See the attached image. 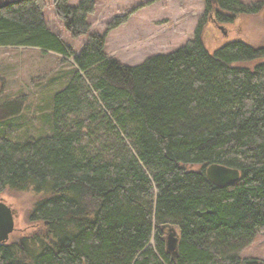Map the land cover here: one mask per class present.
<instances>
[{"label":"trees","instance_id":"16d2710c","mask_svg":"<svg viewBox=\"0 0 264 264\" xmlns=\"http://www.w3.org/2000/svg\"><path fill=\"white\" fill-rule=\"evenodd\" d=\"M46 2L0 0V47L72 58L35 135L4 122L20 97L0 102V196H39L30 228L0 243V264H264L240 255L264 232V47L203 41L210 13L264 14V1L205 0L190 39L133 66L104 51L106 32L89 31L94 0L52 2L65 30L85 37L77 50L48 27ZM211 164L238 179L212 183ZM163 226L176 231L175 256Z\"/></svg>","mask_w":264,"mask_h":264},{"label":"rangeland","instance_id":"374dc122","mask_svg":"<svg viewBox=\"0 0 264 264\" xmlns=\"http://www.w3.org/2000/svg\"><path fill=\"white\" fill-rule=\"evenodd\" d=\"M75 5L78 0H68ZM252 4L258 0H240ZM264 1V0H261ZM47 0L43 16L51 31L77 50L85 37H72ZM71 5V4H70ZM205 0H94V11L88 15L89 31L106 32L104 51L122 64L133 66L155 54H166L182 46L193 36L204 12ZM212 6L217 8L214 0ZM132 12V13H131ZM130 13L119 25L106 30L115 16ZM264 14L240 13L230 21L216 20L213 13L204 21L203 41L209 51L226 42L242 40L253 47H264ZM71 57L43 52L35 47H0V102L20 97L18 113L5 120L8 132L35 135L47 111L46 99L62 71L70 69ZM54 85L50 86V84ZM44 106V107H43ZM42 117V119H41ZM41 119V120H40ZM5 192L0 200L14 211L13 234L20 236L30 228L28 214L39 197L32 190ZM241 256L264 260V232L256 231Z\"/></svg>","mask_w":264,"mask_h":264},{"label":"water","instance_id":"95a60500","mask_svg":"<svg viewBox=\"0 0 264 264\" xmlns=\"http://www.w3.org/2000/svg\"><path fill=\"white\" fill-rule=\"evenodd\" d=\"M206 176L209 181L218 185L225 186L234 181L239 177V172L234 168H229L220 164H211L205 169ZM14 211L5 202L0 200V243H5L9 235L14 230ZM166 227L163 226L164 230ZM165 243L166 251L176 254V231L174 228L167 227L165 229Z\"/></svg>","mask_w":264,"mask_h":264},{"label":"crops","instance_id":"0c3cea01","mask_svg":"<svg viewBox=\"0 0 264 264\" xmlns=\"http://www.w3.org/2000/svg\"><path fill=\"white\" fill-rule=\"evenodd\" d=\"M69 4H71L72 5V3L69 1Z\"/></svg>","mask_w":264,"mask_h":264}]
</instances>
